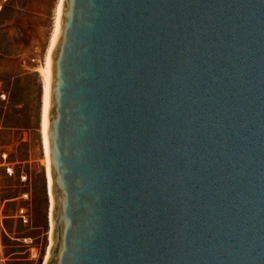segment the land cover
Here are the masks:
<instances>
[{
	"label": "water",
	"instance_id": "1",
	"mask_svg": "<svg viewBox=\"0 0 264 264\" xmlns=\"http://www.w3.org/2000/svg\"><path fill=\"white\" fill-rule=\"evenodd\" d=\"M44 264H264V0H63Z\"/></svg>",
	"mask_w": 264,
	"mask_h": 264
},
{
	"label": "rangeland",
	"instance_id": "2",
	"mask_svg": "<svg viewBox=\"0 0 264 264\" xmlns=\"http://www.w3.org/2000/svg\"><path fill=\"white\" fill-rule=\"evenodd\" d=\"M56 2L0 0V80L6 92V99H0V264H41L48 243L38 66L44 60ZM3 152L11 176L1 165ZM22 206L27 208L26 223L17 216Z\"/></svg>",
	"mask_w": 264,
	"mask_h": 264
},
{
	"label": "bare ground",
	"instance_id": "3",
	"mask_svg": "<svg viewBox=\"0 0 264 264\" xmlns=\"http://www.w3.org/2000/svg\"><path fill=\"white\" fill-rule=\"evenodd\" d=\"M63 0H57L54 8V22L53 28L49 36V40L45 49L44 53V60L41 65L38 66V71L41 76L42 81V90H41V98H40V112H39V132H40V142H41V149L43 154V165H44V174H45V187H46V194L48 196V223H49V233H48V243L45 248V252L43 255V259L41 264H44L49 256V248L52 242L51 239V229H52V219H51V211L53 207V196L50 189V180H49V167H48V153H47V136H46V123H45V113L47 109V102H48V86H49V58L50 52L53 45V41L56 35L58 23H59V16H60V9Z\"/></svg>",
	"mask_w": 264,
	"mask_h": 264
},
{
	"label": "built area",
	"instance_id": "4",
	"mask_svg": "<svg viewBox=\"0 0 264 264\" xmlns=\"http://www.w3.org/2000/svg\"><path fill=\"white\" fill-rule=\"evenodd\" d=\"M1 8V6H0ZM0 99L5 100L6 99V92L3 90L2 88V82L0 80ZM2 157V162L1 165L2 167L5 169V172L8 176H11L13 174V169L12 166L10 164V162L7 160V153L3 152L1 154ZM21 180L24 181L26 176L25 175H20ZM23 196H26V194H23ZM17 216L19 217V219H21V221L23 223H26L28 220V213H27V208L25 207H19L17 210Z\"/></svg>",
	"mask_w": 264,
	"mask_h": 264
}]
</instances>
